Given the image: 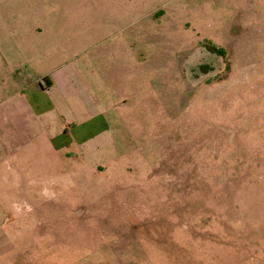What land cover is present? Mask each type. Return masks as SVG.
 Wrapping results in <instances>:
<instances>
[{
	"label": "rangeland",
	"instance_id": "1",
	"mask_svg": "<svg viewBox=\"0 0 264 264\" xmlns=\"http://www.w3.org/2000/svg\"><path fill=\"white\" fill-rule=\"evenodd\" d=\"M73 56L106 126L0 105V264H264V0H0V96Z\"/></svg>",
	"mask_w": 264,
	"mask_h": 264
},
{
	"label": "crops",
	"instance_id": "2",
	"mask_svg": "<svg viewBox=\"0 0 264 264\" xmlns=\"http://www.w3.org/2000/svg\"><path fill=\"white\" fill-rule=\"evenodd\" d=\"M47 25L45 22V27ZM59 26H62V22L53 23V27ZM41 28H44L42 21L34 26L33 35H39ZM28 41L34 42L32 39ZM17 65L15 63L14 66L10 65L13 66V70L8 72L10 76L8 95L0 96V105L10 110L9 120L11 123L16 125L20 119L34 121L39 131L56 148L71 141L85 142L106 126L102 114L95 108L90 112L87 107L92 100L96 104L99 102L98 110L102 109L101 107L104 105L100 103L101 97L92 88H89L87 83L81 81L79 61L76 56L51 67L46 66L44 69H39L33 76L30 71V75L25 79ZM4 117L6 118V116ZM1 118L2 116H0ZM1 121L4 122V120ZM22 130L26 131L27 129L23 128ZM25 134L21 131L18 133L16 127L10 134L8 161L11 169L16 165L15 150L23 147L24 144L19 146L18 143L25 140ZM2 140L1 144L3 145L6 140ZM2 162L5 163V157L0 155V163ZM26 164L25 161V166ZM27 168H31V166L28 164ZM27 180L32 181L30 178Z\"/></svg>",
	"mask_w": 264,
	"mask_h": 264
},
{
	"label": "trees",
	"instance_id": "3",
	"mask_svg": "<svg viewBox=\"0 0 264 264\" xmlns=\"http://www.w3.org/2000/svg\"><path fill=\"white\" fill-rule=\"evenodd\" d=\"M218 51V50H217Z\"/></svg>",
	"mask_w": 264,
	"mask_h": 264
}]
</instances>
